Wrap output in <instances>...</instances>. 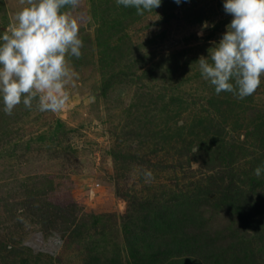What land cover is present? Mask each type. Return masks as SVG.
<instances>
[{
  "label": "rangeland",
  "instance_id": "obj_1",
  "mask_svg": "<svg viewBox=\"0 0 264 264\" xmlns=\"http://www.w3.org/2000/svg\"><path fill=\"white\" fill-rule=\"evenodd\" d=\"M223 4L71 10L84 46L64 107L0 101V264H264V77L241 100L194 64ZM21 7L0 0V34Z\"/></svg>",
  "mask_w": 264,
  "mask_h": 264
},
{
  "label": "clouds",
  "instance_id": "obj_2",
  "mask_svg": "<svg viewBox=\"0 0 264 264\" xmlns=\"http://www.w3.org/2000/svg\"><path fill=\"white\" fill-rule=\"evenodd\" d=\"M80 3L19 0L23 7L0 34V101L6 115L21 103L31 109L33 101L41 112L64 107L75 76L68 58L80 59L84 46L71 11ZM116 4L143 16L161 7L162 0H116ZM223 9L231 22L219 42L210 41L208 56L201 55L194 64L217 95L227 92L242 100L257 91L264 77V0H224ZM214 26L203 22L197 35L203 37ZM262 174L264 164L254 169L255 176ZM145 175L151 177V172Z\"/></svg>",
  "mask_w": 264,
  "mask_h": 264
}]
</instances>
